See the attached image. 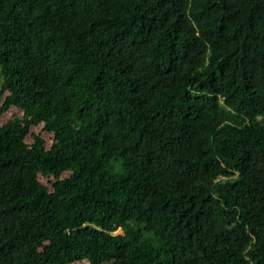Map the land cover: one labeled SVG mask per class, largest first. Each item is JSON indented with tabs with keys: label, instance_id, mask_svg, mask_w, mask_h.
<instances>
[{
	"label": "trees",
	"instance_id": "obj_1",
	"mask_svg": "<svg viewBox=\"0 0 264 264\" xmlns=\"http://www.w3.org/2000/svg\"><path fill=\"white\" fill-rule=\"evenodd\" d=\"M4 95L0 264H264V0H0Z\"/></svg>",
	"mask_w": 264,
	"mask_h": 264
},
{
	"label": "rangeland",
	"instance_id": "obj_2",
	"mask_svg": "<svg viewBox=\"0 0 264 264\" xmlns=\"http://www.w3.org/2000/svg\"><path fill=\"white\" fill-rule=\"evenodd\" d=\"M5 97V95L0 98V106L2 105V99ZM23 117L22 111L16 109V108H11L8 112L0 116V127H2L4 124H6L8 121L12 120H21ZM44 126L43 124H40L38 126H31L29 129L30 135L26 138L25 142L28 145H31L33 143V138L35 136L40 137L44 141V146L46 148H49L52 143H53V136L46 131H44ZM68 176V173H64L62 177ZM38 180L41 184L46 186L49 190H51L52 186L51 183L53 182V179L45 178L41 175H38ZM117 234H121V230L117 231ZM73 264H89L87 261H81V262H76Z\"/></svg>",
	"mask_w": 264,
	"mask_h": 264
}]
</instances>
